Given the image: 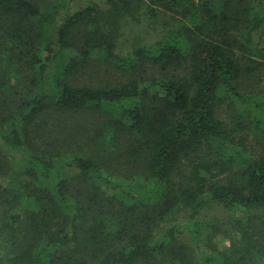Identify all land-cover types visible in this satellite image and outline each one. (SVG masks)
<instances>
[{
    "label": "trees",
    "instance_id": "1",
    "mask_svg": "<svg viewBox=\"0 0 264 264\" xmlns=\"http://www.w3.org/2000/svg\"><path fill=\"white\" fill-rule=\"evenodd\" d=\"M103 1L0 0V264H264V0Z\"/></svg>",
    "mask_w": 264,
    "mask_h": 264
},
{
    "label": "rangeland",
    "instance_id": "2",
    "mask_svg": "<svg viewBox=\"0 0 264 264\" xmlns=\"http://www.w3.org/2000/svg\"><path fill=\"white\" fill-rule=\"evenodd\" d=\"M40 2L41 5H44L46 3H50L52 0H37ZM83 0H79V2H82ZM96 3L103 5L104 1L103 0H95ZM137 18V17H136ZM159 28L157 26H151L147 23L145 18H140V20H135V21H129L127 25L125 26L123 33H122V40L121 42L124 44V49L127 46L130 45V43H133L135 41L139 42H151L154 40L157 36ZM256 150H259L260 148L257 146L255 147ZM205 216L206 218H218L220 222H223L227 215L226 213L220 212L218 209H208L205 210ZM214 243L221 247H227L228 241L220 236L216 237L214 239Z\"/></svg>",
    "mask_w": 264,
    "mask_h": 264
}]
</instances>
